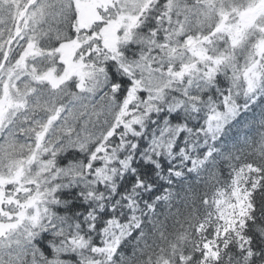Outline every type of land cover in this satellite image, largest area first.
<instances>
[{
  "label": "snow or ice",
  "instance_id": "obj_1",
  "mask_svg": "<svg viewBox=\"0 0 264 264\" xmlns=\"http://www.w3.org/2000/svg\"><path fill=\"white\" fill-rule=\"evenodd\" d=\"M0 264H264V0H0Z\"/></svg>",
  "mask_w": 264,
  "mask_h": 264
}]
</instances>
